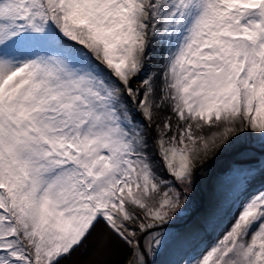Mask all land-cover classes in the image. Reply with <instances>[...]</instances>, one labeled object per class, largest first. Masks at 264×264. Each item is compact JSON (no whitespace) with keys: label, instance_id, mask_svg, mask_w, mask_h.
I'll use <instances>...</instances> for the list:
<instances>
[{"label":"snow or ice","instance_id":"snow-or-ice-1","mask_svg":"<svg viewBox=\"0 0 264 264\" xmlns=\"http://www.w3.org/2000/svg\"><path fill=\"white\" fill-rule=\"evenodd\" d=\"M0 264H264V0H0Z\"/></svg>","mask_w":264,"mask_h":264},{"label":"rangeland","instance_id":"rangeland-1","mask_svg":"<svg viewBox=\"0 0 264 264\" xmlns=\"http://www.w3.org/2000/svg\"><path fill=\"white\" fill-rule=\"evenodd\" d=\"M228 159H229L228 154L222 155L216 161V163L212 166V170L209 173L205 174L204 177L201 178V180L199 182V186H198V191H197V197L198 198L206 196V195H208L210 193L211 187H212V180H213L215 171L218 168L224 166L228 162ZM85 243H88V241H86ZM117 258L118 257H116V256L112 257V259H114V260L117 259Z\"/></svg>","mask_w":264,"mask_h":264},{"label":"trees","instance_id":"trees-1","mask_svg":"<svg viewBox=\"0 0 264 264\" xmlns=\"http://www.w3.org/2000/svg\"><path fill=\"white\" fill-rule=\"evenodd\" d=\"M117 259H119V257Z\"/></svg>","mask_w":264,"mask_h":264}]
</instances>
